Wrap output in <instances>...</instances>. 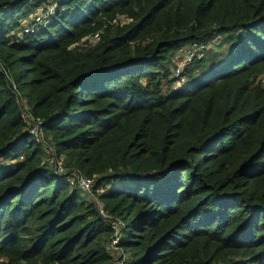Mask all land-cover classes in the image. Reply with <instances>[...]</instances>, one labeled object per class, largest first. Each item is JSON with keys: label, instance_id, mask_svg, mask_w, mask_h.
<instances>
[{"label": "trees", "instance_id": "obj_1", "mask_svg": "<svg viewBox=\"0 0 264 264\" xmlns=\"http://www.w3.org/2000/svg\"><path fill=\"white\" fill-rule=\"evenodd\" d=\"M263 74L264 0H0V262L264 264Z\"/></svg>", "mask_w": 264, "mask_h": 264}, {"label": "built area", "instance_id": "obj_2", "mask_svg": "<svg viewBox=\"0 0 264 264\" xmlns=\"http://www.w3.org/2000/svg\"><path fill=\"white\" fill-rule=\"evenodd\" d=\"M47 14V13H46ZM41 15V14H39ZM40 16H38L39 18ZM26 30L28 31L29 28H26ZM99 37V32L95 33L93 38H98ZM182 63V62H181ZM181 63L179 64V66L181 65ZM188 62H184L181 65V69L178 70L179 68H177V75L182 74L181 78H183L182 80L185 79V75L182 73V71L185 69V67L188 65ZM41 120L38 119L31 127V132L33 134L36 135L37 139L39 141L43 140L44 137V133L43 130L41 129ZM41 133V137L39 136V134ZM48 160L50 162H54V166L56 168V170L60 173H65L66 172V168L63 165L62 160H56L54 161L53 158L51 157V154L48 155ZM69 180L72 184L78 185L79 187H81L83 190H85L88 194L92 195L93 194V188H94V184H95V178L91 177V176H87L85 174H83V172L79 171H75V173L69 177ZM98 202L99 205V209L100 212L106 216L109 219V223L112 226V228L114 229V233L109 241V243L107 244V248L110 250V252H112L115 257V263L114 264H128L127 260H128V254L125 251V249L123 247H121L119 245L120 242V234H121V227H123L124 222L120 217H116L113 216L111 214H109L104 206H102V204Z\"/></svg>", "mask_w": 264, "mask_h": 264}, {"label": "rangeland", "instance_id": "obj_3", "mask_svg": "<svg viewBox=\"0 0 264 264\" xmlns=\"http://www.w3.org/2000/svg\"><path fill=\"white\" fill-rule=\"evenodd\" d=\"M122 20V21H121ZM131 19L126 18L125 16H120V19H118V22H129ZM27 19L24 20V22H26ZM220 38H218V42H219ZM202 46L199 45H194V44H187L184 45L183 47L179 48V49H174L172 51H170L167 55V59L166 62L169 63V67L171 68V71L173 72V76H175L177 78V84H180L181 81H183L181 78L182 74L177 75V68L178 67L180 70L181 69V65L184 62H188L187 64H190V62L195 58L196 54H200L202 53ZM182 62V63H181ZM181 63V65L179 66V64ZM184 71V70H183ZM182 71V73H183ZM264 76V74H263ZM264 79V77H263ZM185 80V79H184ZM175 84V83H174ZM168 88V83L165 82V89ZM39 136L41 137V133L39 134ZM115 260L113 263L114 264ZM0 264H3V262H0Z\"/></svg>", "mask_w": 264, "mask_h": 264}]
</instances>
